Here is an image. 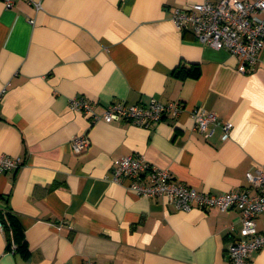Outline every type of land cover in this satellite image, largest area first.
<instances>
[{
  "label": "crops",
  "instance_id": "0c3cea01",
  "mask_svg": "<svg viewBox=\"0 0 264 264\" xmlns=\"http://www.w3.org/2000/svg\"><path fill=\"white\" fill-rule=\"evenodd\" d=\"M203 0H0V155L21 157L0 172V208L23 245L0 232V264H228L239 212L181 210L164 196H141L111 180L113 158L142 154L200 191L248 187L264 163V48L238 70L237 56L200 42L171 21L174 7ZM218 1V0H211ZM197 64L196 77L173 73ZM100 113L110 101L182 102L149 127L91 122L69 99ZM203 106L231 124L205 135L191 110ZM89 144L73 152L70 139ZM253 192V189L250 190ZM264 231V214L255 219ZM13 240V239H12ZM264 264V247L251 255Z\"/></svg>",
  "mask_w": 264,
  "mask_h": 264
},
{
  "label": "built area",
  "instance_id": "2783aa9c",
  "mask_svg": "<svg viewBox=\"0 0 264 264\" xmlns=\"http://www.w3.org/2000/svg\"><path fill=\"white\" fill-rule=\"evenodd\" d=\"M23 1L35 9L42 8L40 0ZM3 2L9 6L13 0ZM171 21L179 31L190 29L200 42L215 48H224L237 56L238 70L241 72L256 64L264 48V0H203L199 3H188L173 8ZM68 106L72 110L87 114L91 122L123 119L146 128L153 122L160 121L165 114L177 116L183 109L182 102L162 103L157 98H151L147 104L110 101L97 113L94 102L84 96L71 97ZM191 116L194 127L201 133L210 135L215 127H219L223 139L229 136L231 124L219 120L215 112L199 105L192 108ZM88 144L89 139L85 133L75 134L70 139L71 149L75 153L81 152ZM21 163L19 156L2 154L0 172L15 169ZM111 163V180L124 184L137 195L164 196L181 210L192 207L203 210L211 207L221 210L236 209L241 222V236L225 246L228 264H251V255L264 247V231H259L255 222L258 215L264 214V163L245 172L248 187L222 193L197 190L174 178L168 169L148 162L142 154L118 156ZM0 232H4L1 218ZM11 247H16L12 239ZM83 264L93 263L85 260Z\"/></svg>",
  "mask_w": 264,
  "mask_h": 264
},
{
  "label": "trees",
  "instance_id": "16d2710c",
  "mask_svg": "<svg viewBox=\"0 0 264 264\" xmlns=\"http://www.w3.org/2000/svg\"><path fill=\"white\" fill-rule=\"evenodd\" d=\"M173 73H175L178 76H181L182 78L187 77V76H192L196 77L199 74V68L197 64H189V65H182V66H177L173 69ZM15 213L8 207H1L0 208V218L2 222L4 223V233L9 236L11 234V238L13 239L12 241L16 244L17 247L19 245H23V240L19 242H16L14 240V237L18 236L20 238V233L12 223V219L14 217Z\"/></svg>",
  "mask_w": 264,
  "mask_h": 264
}]
</instances>
